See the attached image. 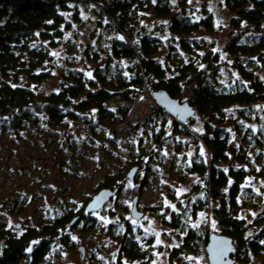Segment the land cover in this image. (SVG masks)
<instances>
[{
  "label": "rangeland",
  "instance_id": "rangeland-1",
  "mask_svg": "<svg viewBox=\"0 0 264 264\" xmlns=\"http://www.w3.org/2000/svg\"><path fill=\"white\" fill-rule=\"evenodd\" d=\"M170 2L177 5L180 0ZM184 12L195 20L211 15L214 24L211 33L201 30L193 35L205 42L204 49L194 55L179 48L178 38L168 31V20L142 13L141 24L159 40L155 58L169 70L168 74L183 62L199 61L205 51L217 55V73L210 83L219 91L236 92L248 87L235 68L238 64L264 81V23L259 28L247 23L232 28V16L224 0H185ZM74 14L79 21L73 22L63 37L75 43L76 51L69 53V47L63 44L53 50L55 63L50 78L37 87L40 95L61 90L63 77L72 69L92 79L96 70L108 67L106 78L112 79L117 62L109 58L113 34L106 21L84 3L70 4L64 16L71 21ZM231 41L261 49L256 55H238L236 59L227 51ZM96 52L100 58L92 62ZM18 84L27 86L23 77ZM188 96L189 90L182 101ZM153 106L157 107L144 92L133 104L113 102L102 111L80 113L76 120L65 119L59 125L38 111L29 112L30 117L20 124L0 119V231L20 236L66 219L65 227L48 239L49 252L39 264H116L121 244L129 240L148 252L150 264H208L205 252L189 253L183 247L188 230H200L204 223L209 234L220 236L207 211L200 208L204 178L194 171L208 164V152L196 137L175 130L170 121L162 124L163 120L154 116ZM192 119L191 128L199 136L220 130L226 139L228 163L217 167L245 174L236 216L247 227L244 245L256 240L257 255L233 244L235 264H264V104L231 107L214 120L198 114ZM132 121L138 123L127 134L117 133L119 126ZM133 162L141 163L136 178L118 180V194L100 210L86 213L87 204L96 198L106 179L117 177ZM136 197L138 211L143 214L138 221L130 215ZM206 200L209 202L208 196ZM76 217L79 222L70 226Z\"/></svg>",
  "mask_w": 264,
  "mask_h": 264
},
{
  "label": "trees",
  "instance_id": "trees-1",
  "mask_svg": "<svg viewBox=\"0 0 264 264\" xmlns=\"http://www.w3.org/2000/svg\"><path fill=\"white\" fill-rule=\"evenodd\" d=\"M74 3L91 6L106 21L108 30L113 34L109 58L117 62L114 75L110 81L107 80L109 68L106 67L96 70L92 79H88L84 73L72 69L63 77L61 90L40 95L37 87L50 78L49 71L55 63L53 50L63 44L69 47V53L76 51L75 43L63 37L71 24L79 21L76 14L71 21L64 16L69 5ZM224 5L232 16L230 25L234 29H239L243 23L256 28L264 23V0H224ZM184 11L185 0H180L177 5L170 0H156L154 5L146 0H0V119L20 124L30 117L29 112L38 111L45 113L52 124L59 125L65 119L76 120L80 113L102 111L113 102L115 105L119 101L133 104L144 92L153 100L152 94L159 90L180 103H184L182 96L189 90L185 102L194 108V114L209 120L222 116L231 107L264 104V81L245 71L240 64L235 68L247 81L246 89L223 93L216 88V84L210 83L217 73V67H214L218 61L216 54L211 56L203 51L199 61L183 62L176 66L174 73L168 74L169 70L155 58L159 40L152 38L141 24L144 21L142 13L168 20V31L178 38L179 48L186 54L194 55L204 49L205 42L193 38V35L201 30L211 33L214 24L211 15L195 20ZM260 49V46L238 45L235 41L227 46V51L235 58L238 55H256ZM85 56L90 60L87 53ZM99 58V53H93L91 61L96 62ZM67 64H73V61ZM200 64L204 67L200 68ZM20 77L26 80L27 86L18 84ZM157 107L154 116L161 118L162 124L170 121L175 130L196 137V141L202 143L208 152V164L194 168L204 178V198L200 208L207 211L208 218L215 223L221 236L232 239L236 246H245V250L257 255L256 240L244 245L243 236L247 227L236 216L237 197L245 174L233 168L224 171L217 167L218 164L228 163L227 142L221 131L199 136L191 128L193 117L179 123L169 112ZM140 167L141 163L133 162L117 177L107 178L101 189H117L116 196L121 189L118 180L126 178L132 168H137L139 172ZM65 224L66 219H59L52 225L39 230L30 229L20 236L0 231V264H21L25 260H29L30 264L41 263L50 249L48 239L55 237ZM207 228L204 223L200 230H188L183 246L185 252H205L210 235ZM36 240L39 241L32 245ZM123 261L128 262L126 264H150L148 252L133 240L125 241L119 248L116 264H125Z\"/></svg>",
  "mask_w": 264,
  "mask_h": 264
},
{
  "label": "water",
  "instance_id": "water-1",
  "mask_svg": "<svg viewBox=\"0 0 264 264\" xmlns=\"http://www.w3.org/2000/svg\"><path fill=\"white\" fill-rule=\"evenodd\" d=\"M152 99L156 105L169 112L179 123L187 122L191 117L194 116V108L191 107L187 102L180 103L178 99H173L168 96L165 91H157L152 94ZM137 175V168H132L127 173L126 179L128 181L133 180ZM39 182V180H37ZM117 189H101L96 198L91 200L86 206V213L91 214L95 211L100 210L104 204L115 196ZM138 198H134L132 202V209L130 211L131 218L138 221L142 218L143 214L138 211L137 208ZM2 205H0V209ZM79 221L76 217L71 220L70 226H73ZM82 253L83 249H79ZM235 247L233 241L230 238L217 236L210 234L208 237V244L205 249L208 264H234L231 259V255L234 254Z\"/></svg>",
  "mask_w": 264,
  "mask_h": 264
},
{
  "label": "bare ground",
  "instance_id": "bare-ground-1",
  "mask_svg": "<svg viewBox=\"0 0 264 264\" xmlns=\"http://www.w3.org/2000/svg\"><path fill=\"white\" fill-rule=\"evenodd\" d=\"M137 123H138V122H134V121H132L130 124L121 125V126H119V128L117 129V133H118V134H127V133L131 130V128H132L134 125L136 126Z\"/></svg>",
  "mask_w": 264,
  "mask_h": 264
},
{
  "label": "flooded vegetation",
  "instance_id": "flooded-vegetation-1",
  "mask_svg": "<svg viewBox=\"0 0 264 264\" xmlns=\"http://www.w3.org/2000/svg\"><path fill=\"white\" fill-rule=\"evenodd\" d=\"M137 174H138V172H137ZM79 222V221H78ZM233 244H234V242H233ZM235 245V244H234ZM234 258H235V260H234ZM231 259L234 261V264H235V262L237 261L236 260V253L234 252V254H232L231 255Z\"/></svg>",
  "mask_w": 264,
  "mask_h": 264
},
{
  "label": "snow or ice",
  "instance_id": "snow-or-ice-1",
  "mask_svg": "<svg viewBox=\"0 0 264 264\" xmlns=\"http://www.w3.org/2000/svg\"><path fill=\"white\" fill-rule=\"evenodd\" d=\"M90 75V74H89ZM201 155H203V151H201ZM226 171V170H225ZM259 194V193H258ZM253 215H255V213H253ZM73 239H75V237H73ZM157 243H160L159 239H157ZM262 244H264V241H261ZM29 251H31V249H29Z\"/></svg>",
  "mask_w": 264,
  "mask_h": 264
},
{
  "label": "built area",
  "instance_id": "built-area-1",
  "mask_svg": "<svg viewBox=\"0 0 264 264\" xmlns=\"http://www.w3.org/2000/svg\"><path fill=\"white\" fill-rule=\"evenodd\" d=\"M152 110H154L155 112H157L158 111V107L153 106L152 107Z\"/></svg>",
  "mask_w": 264,
  "mask_h": 264
}]
</instances>
